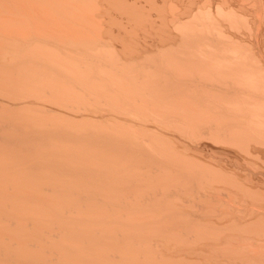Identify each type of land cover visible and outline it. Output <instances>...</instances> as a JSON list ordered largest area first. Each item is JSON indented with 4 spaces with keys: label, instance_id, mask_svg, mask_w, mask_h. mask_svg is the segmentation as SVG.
Here are the masks:
<instances>
[{
    "label": "rangeland",
    "instance_id": "rangeland-1",
    "mask_svg": "<svg viewBox=\"0 0 264 264\" xmlns=\"http://www.w3.org/2000/svg\"><path fill=\"white\" fill-rule=\"evenodd\" d=\"M29 1L33 3V7L43 11L39 15H36L40 22H31L32 20L29 19V16L28 18L23 15H15L16 11H10L11 13L4 11L1 13L3 14V21H11V24L0 27L8 28L7 32L10 34H13V30H17L15 32L16 34L24 33L23 37L26 40L35 37L34 34L36 33L33 30L36 29H73L76 32L80 31L79 35L84 36L94 34L93 31H95V36L97 37L98 35L96 39L100 43L97 46V50H99L98 52L101 55L97 56V58H100L98 59L100 60V65H105L104 57L109 58L110 61H108L110 63L111 61L112 63L116 62L115 64L118 63L121 69L126 65L127 68L132 69H123L126 70V73L127 71L132 72L127 73L132 76L131 81L133 78L134 81L138 80L137 78L145 75L148 69L149 74L151 72L150 77L152 83L150 82V84H152L153 90L149 89L147 91L156 94L160 101V105L157 107L160 109L158 110V112L160 111L159 113L157 112V108L154 110L156 113H146L149 108L147 106L148 101L143 100L145 103L138 102L139 105L137 106L138 103L135 105V100L132 101L131 99L133 98L129 97V94H127L128 98L122 96V99L118 95L119 98L116 97L114 101L111 99L113 103H109L111 100L105 103L102 102L103 99L95 101L89 99L90 101L86 100L82 104H72L67 107L55 105V100L52 98H39V102L45 104L48 108L65 112L66 115L74 116L76 119L77 117L78 119L82 117H93L98 122L104 121L108 125H114L113 123L115 122L120 124V126L130 125V129L139 131L137 133L138 136H133L135 144H138L139 147L140 145H144L143 142H148L147 138L154 133V136L158 133L155 140L157 145L163 144L162 146H156V149L159 150L157 156H146L144 155L146 152L143 153L144 149L136 147L138 150L141 149L140 151L143 150V152L138 151L136 148L133 151L132 149L129 150L134 143L131 144L129 141L126 142L127 140L124 141L126 138L124 140L116 139L114 142L111 141L113 143L110 142V139H107L110 142L108 143L107 141L103 142L104 138L101 140L102 137L92 136V140H98L93 141V143L91 141V146L93 147H98L99 145L101 147L104 144L103 148H106L105 146L107 144V146L109 144L111 145L109 147L114 150L110 156H113L115 162L125 161L127 155H129L128 151H131L132 154H130L135 162L136 172H138L137 177H145L147 179L144 181L147 182L135 188V180L131 179L133 175L128 174L124 178L122 177L125 181L123 182L122 180V184L125 183L127 185L121 186L118 184L116 190L113 191V195L117 199L115 205V202L108 204L109 202L104 201L110 197V194L105 192L102 187L104 184L110 182L109 180H103V182L102 175L93 171L87 174L79 171V175H82L83 178H76L73 176L74 173H71L70 178L79 180V182H74L76 186L84 190L93 185V188L97 187V193L90 199H84V196L81 194L82 200H80L78 207H71L70 210L66 211V219L70 222L75 213L88 216L92 211L94 215H99L104 220L112 219L113 224L107 221L109 227H114L113 229L110 228L109 235L114 234L112 236L115 239V236L117 237L120 234L115 239L118 242H115L116 245L118 244V251L120 243L122 246H125L124 248H127V237L126 239L122 237V231L126 235L129 231L132 235L137 233V237L134 236L135 239L133 238L134 242L131 239L130 241L132 242L128 244H130V248L133 244L132 249L136 251L135 255L132 252L129 255L133 256V260H136L139 264H264V0H84L85 5H87L84 6L81 4V6L86 8V16L89 15V17H87V22H80V24H86L85 27L82 24L81 26L77 24L72 25L71 22L67 21L66 26L61 25L64 17L70 16L73 18L72 15H66V12H70L71 14L74 11L76 14H82L77 9L74 10L73 7L67 9L66 7L68 6L64 3V0ZM68 1L71 2V0ZM77 1L72 0V4H76ZM77 3L80 2L78 1ZM58 4H61L62 7ZM186 19L188 22L185 21ZM14 21L16 22L15 24H13ZM46 21L48 23H45ZM56 32L62 36V31ZM40 33L50 34L48 32ZM191 36H194V38H191ZM47 39L53 40L52 37H48ZM220 39H222V42L217 41ZM23 41H21L20 45L23 44ZM98 42L96 43L97 45ZM200 44H202L201 47H203V50L200 48ZM230 44L232 47L229 46ZM236 47L239 48L237 51ZM106 48L107 50H105ZM103 49L105 50L104 53H102ZM208 51L209 53L207 54ZM5 52L0 54L4 56ZM170 52L175 54H168ZM68 57L76 61L75 56ZM177 57H180V59ZM217 58L222 61H218ZM86 59H88L87 56L80 63L86 64L89 67L91 65L92 68L98 64L97 59L94 60L93 58L92 62ZM130 61L131 63H129ZM250 62L253 70L248 65ZM120 63L123 64L120 65ZM55 64L58 66V63L53 62V65ZM130 64L133 67H128ZM191 66H194V69ZM192 70L196 72H192ZM234 70L238 75L235 74ZM253 71L255 72L253 73ZM241 72L242 74H240ZM227 74L229 76L230 74L232 75L228 77ZM256 74H258L257 77H255ZM253 79L255 80L252 81ZM243 83H251L252 85H250L252 87H249V84H244L245 88H249L247 90L243 88ZM253 86L255 87L253 88ZM241 87L245 91H242L240 89ZM252 88L254 92L251 90ZM239 91L240 93L238 94ZM226 92L227 94H224ZM251 93L253 94L251 95ZM229 94L231 95L229 96ZM261 94L263 96H260ZM257 96H259V99ZM202 99L203 101H201ZM252 100H254L253 103ZM118 101L119 103L123 102L121 104H125L126 107L118 106L121 108L119 110L117 108ZM244 101L249 102L245 103ZM102 104L108 107L106 106L104 108ZM111 104L116 105L114 107L115 109L111 107ZM135 106L138 108H133ZM167 106L169 107L167 108ZM143 107L147 109H143ZM235 107L238 111L241 110L240 112L242 114L236 111ZM133 109L135 115H133ZM204 109H206V113ZM251 109L254 113H252ZM137 110L140 111V115L136 112ZM149 110L151 109L149 108ZM243 111L247 115L243 114ZM255 111H258V114ZM206 117L207 119H205ZM243 117L248 118L244 120ZM256 117L260 119L258 118L259 120L257 121ZM144 118L146 119L144 120ZM227 119L229 120L227 121ZM240 119L241 121H239ZM116 123L115 125H117ZM249 123L252 125H249ZM224 128L225 131L223 130ZM143 129H146L144 132L147 135L148 132H151L149 133L150 136L148 135L147 137L144 133L141 135ZM81 137L80 139L85 138ZM150 138L149 141L151 140ZM88 140L91 139L86 138L84 141L86 142ZM239 142L240 144H238ZM127 143L131 145L128 146ZM100 147L96 152L100 151ZM165 153L169 156H166ZM79 169L84 172L82 168ZM132 169L135 170V168ZM150 178L155 180L154 186L150 185ZM117 194L119 196H116ZM132 197L135 198L133 199ZM110 198L108 201H110ZM49 208L44 207V210ZM48 213H51V211ZM48 216L46 222L48 226H51L55 221L51 215ZM122 216H124V220L121 219ZM46 235V241L48 242H59L58 240L64 239V231L60 226L59 229H54L52 232L46 233ZM95 235L100 237L99 234ZM138 235L143 238L136 239L140 237ZM83 242L81 243L85 244L87 240H83ZM135 247L136 249H134ZM120 249L123 248L120 246ZM114 250H116V247ZM114 250L113 253L107 252L109 256L112 255L107 258L109 260L111 258V260L116 259L117 263L114 261L110 263L108 260L107 263L103 260L104 257L105 260L107 259L104 256L101 261H104L103 264H119L122 261V259L120 261L119 257L122 258L123 256H120ZM161 253L164 257H162ZM91 255V253H87L83 257L80 256L81 258L77 259L78 262H75L76 260H73V262L74 264H94L93 262L95 261L92 260L98 262L101 258V255L100 258H95L94 255ZM48 256L55 255H45L46 258H49ZM165 256H168V258ZM70 257H68L69 260ZM175 257L178 258L176 259ZM132 258L130 260L128 257H125L128 262L129 260L131 262L124 261L126 263H123L122 261L121 264H137L132 261ZM72 259L75 258L71 257L69 262L71 264H73ZM117 259H119V263ZM166 259H169L170 262ZM175 259L176 261H174ZM69 260L67 259L65 264ZM47 261L48 264L54 263L55 259L49 258Z\"/></svg>",
    "mask_w": 264,
    "mask_h": 264
},
{
    "label": "bare ground",
    "instance_id": "bare-ground-1",
    "mask_svg": "<svg viewBox=\"0 0 264 264\" xmlns=\"http://www.w3.org/2000/svg\"><path fill=\"white\" fill-rule=\"evenodd\" d=\"M0 1H1L0 2V14L4 11H6V13H8V12L11 13L10 11H16L15 15H18V16L23 15V16H27V17L29 16L30 18L29 17L28 18L32 20L31 22H40L39 18L36 15H39V13H42L43 11L38 10L37 8L33 7V3H31L29 0H0ZM24 1H29V2H24ZM78 1L80 3H77ZM78 1L76 2V4L74 3V5H73L72 0H71V2L68 0H64V3L68 6V7H66L67 9H69L70 7H73L74 10L77 9L82 14H76V13H74V11L71 14H70V12H66V15H72L73 18H71L70 16L64 17L62 19L61 25L66 26L67 25L66 21H67V22H71L72 25L77 24V25L81 26L82 23L88 21L87 17H89V15L86 16V10H85L86 8H83L87 4L85 5L84 0H78ZM81 4H83L84 6H81ZM58 5L62 7L61 4H58ZM124 7H125V5H124ZM12 14H14V13H12ZM2 15L3 14L0 15V26L10 25L11 21H7V20H6L7 22L5 20L3 21ZM198 19H199V17H198ZM33 20H35V21H33ZM185 21L188 22L187 19ZM80 22H82V23L80 24ZM15 23L16 22L14 21L13 24H15ZM45 23H48V21H46ZM92 23H91V25H93ZM189 25H191V24H189ZM85 26H86V24L83 25V27H85ZM99 26H101V25H99ZM176 26H177V24H176ZM80 28H82V27H80ZM7 29H5L4 27H0V51H1L0 53L3 54V52L6 51L4 56H2L0 54L1 55L0 56V58H1L0 59V264H48L47 259H49V258L55 259L54 263H49V264H65L67 259L69 260V258H68L69 256L75 258V259H72V262H73V260H76L75 262H78L77 259H80L84 255H87V253H91L92 255L95 256V258L96 257L100 258V255H101V258L99 259L100 263H99V261L97 262L96 260H92V261H95V262H93L94 264L95 263L96 264H98V263L103 264L104 261H106L107 263H108V261H110V263H112L111 261H114L115 263H117L116 259L111 260L112 259L111 258L109 260V258H107V257L112 256V255L109 256V254H107V252L113 253V250L115 249V247H116V250H114V252H117L120 256L121 255L123 256L122 258H120L119 256H117L118 254L116 253L117 254L116 256L119 257L120 261L122 259L123 263H126L124 261L128 262V260L125 259V257H128V259H130L133 256H131L129 254H131V252H132L135 255V253H136V251H133V249H132L133 244L130 248L129 247L130 244H128V243L132 242L130 240L131 239L133 240L134 236L137 237L136 236L137 233L132 235L131 232L129 231L130 233L128 232L126 235V234L122 233L123 232L122 230H120V231H122L121 234L123 235V236L122 235L121 236L125 239L127 237L126 240L128 241V243H126L127 248H124L125 246H122L121 243H120L121 245L119 244V251L121 253L120 254L119 251L117 250L118 244L117 245L115 244V242H116L115 239L118 238L120 236V234L117 237L115 236V239L113 238L114 234H112L113 236L109 235L110 231H111L110 228L113 229L114 227L113 226L109 227L107 221L109 223L113 224L112 219H110V220L105 219L104 220L99 215L98 216L94 215L93 211H92V212H90V214L88 216L79 215V214L75 213L74 216L72 217V220L69 222L66 219V217H67L66 211L70 210L71 207H78L80 200H82L81 194L84 196L83 197L84 199H90L97 193V187L93 188L94 187L93 185L89 188L84 189V190L79 188L78 186H76V184L74 182H79V180L76 178H83L82 175H81L82 177L79 175L80 174L79 171H81V173H83V174L90 173L91 171H93L95 173L97 172L100 175H102L101 178L102 177L104 178V179L102 178V181L103 180H109L110 181V182L104 184L102 187L103 190L105 192H107L108 194H110V197H112V198L109 197L110 201H108L109 198L104 200L105 202H109L108 204L115 202V205H116L117 199H115L116 197L113 195V191L116 190V188L118 187V184L121 186L127 185L125 183L122 184V180H123L124 176H126L128 174L133 175L131 179L135 180L134 181V183L136 184L135 188H138L140 186V184L147 182V181H144L147 178L137 177L138 172H136V166H134L135 162L133 161V159L131 157L132 156L131 151H128V154L130 156L127 155V159L125 161H116L115 162L113 156H110L111 152L114 150L113 148H110L111 147L110 144H109L110 147L107 146L108 144L107 145L105 144L106 148H103L104 144H102L101 147L103 149L100 147V145L98 147L91 146L93 141H98V140H92V136L93 137H102L101 140H103V138H104L103 142L107 141L108 143H110L111 141L114 142L116 139L117 140L118 139L124 140L126 138L124 141L127 140L126 142L129 141V143L135 144V140H133L134 139L133 136L135 137V135H137V133L139 131H133L132 129H130L129 124H127L129 126H126V125L120 126V124H117L115 122L117 124V125H115V123H113L115 126L112 124L108 125L102 120H101L102 122H98L97 119H95L93 117H87V118H84V117L80 118L79 117L80 119H78V117H77V119H76V117H74V116L66 115L65 112L48 108L45 104H42L39 102V98H52L55 100V105L67 107V106H70L72 104H82L86 100H89V99H91V101L103 99L102 102L107 103L106 101H109L111 99H113V101H114L116 99V97L119 98V96H121V99H122V96L127 97V94H129V97L133 98L131 100L132 101L135 100V105L138 102L139 103L140 102L145 103V101L143 102V100L148 101V105L147 104L146 105L149 106V108L151 110H149V108L146 106L148 108V111L146 113H148V112L156 113V112H154V110L160 105L159 98H157L156 94H153L150 91H147L149 89L153 90L152 84H150V82L152 83L151 77H150L151 72L149 74L148 69H147L145 72L146 73L145 75L139 76L137 78L138 80H136V81H134V78L131 81L132 76L128 75L127 73H132V72L127 71V73H126V70L131 69V68H127L126 65L123 66L121 69L118 66V63L115 64L116 62L112 63V61L110 63L109 62L110 59L104 57V64L105 65L101 66L99 63L100 60H98L100 58L99 57L97 58V56L100 55V53L98 52L99 50H97L98 49L97 46H99L100 43L96 39V38H98V35H97V37L95 36V31H93L94 34L91 32L92 33L91 35L89 34L88 36H84V35H79L80 31L76 32L73 29H60V30H45V29L38 30V29H36V30H33L36 33V34H34L35 37H33L30 40H26L23 37L24 33L16 34L15 32L17 30H13L14 31L13 34H10L9 32H7ZM82 30H84V29H82ZM56 31H60V32L62 31L61 32L62 36H61V34H59ZM40 32H48L50 34H43ZM186 33H188V32H186ZM196 35H198V34H196ZM222 35H224V34H222ZM100 36H101V34H100ZM194 36L193 37L191 36V38H194ZM48 37H52L53 40H48L47 39ZM222 39L217 40V41L222 42ZM225 40L227 41V39H225ZM21 41H23L22 45H20ZM97 42H98V45L96 44ZM199 42H201V41H199ZM231 44L229 46H231ZM201 45L202 44H200V48H202V50H203V47H201ZM233 46H234V44H233ZM103 47H101V48H103ZM237 47H236V51H237V49H239ZM193 48H195V47H193ZM223 49L225 50L224 47H223ZM105 50H107V48ZM105 50L103 49L102 53H104ZM165 50H167V49H165ZM231 50L233 51V49H231ZM171 53H173V52H170L168 54H171ZM208 53H209V51L207 52V54ZM231 53H233V52H231ZM231 53H229V54H231ZM112 54H114V53H112ZM173 54H175V53H173ZM198 54H200V53H198ZM68 56H75L76 61H73L72 58H70ZM85 56H87L89 61L91 60L92 57L94 58V60L97 59L98 64L96 66H93V68L90 65L91 64L90 62H89L90 67L87 66L86 64H81L80 61L84 60ZM200 56H202V55H200ZM107 57H109V56L107 55ZM181 57H182V55H181ZM93 58H92L91 62L93 61ZM177 58L180 59V57H177ZM88 59H86V60H88ZM120 60H122V59H120ZM219 60L220 59H218V61ZM220 61H222V60H220ZM53 62L58 63V66L56 64L53 65ZM85 62H87V61H85ZM83 63H84V61H83ZM94 63H95V61H94ZM94 63H92V65H94ZM129 63H131V61ZM179 63H180V61H179ZM111 64H113V65H111ZM122 64L120 63V65H122ZM186 64H187V61H186ZM193 65H195V64H193ZM196 65H197V63H196ZM240 65H242V64H240ZM248 65H250V67L252 68L251 70H253L251 62ZM130 66H132V65L130 64L128 67H130ZM191 67L193 68L194 66H191ZM254 67H258V66H254ZM123 69H126V70H123ZM195 70H197V69H195ZM257 70L258 69L256 68V71ZM149 71H150V69H149ZM213 71L214 70H212V72ZM192 72H196V71L192 70ZM209 72L211 73V71H209ZM231 72H233V71H231ZM234 72L236 75H238V73H236L235 70H234ZM254 72L255 71H253V73ZM260 72H261V70H260ZM125 73H126V75H125ZM213 73H215V71ZM240 74H242V72ZM250 74H252V73H250ZM258 74H261V73H258ZM258 74H256L255 77H257ZM231 75L232 74H230V76L228 75V77H231ZM246 76L248 77V75H246ZM259 79H261V78H259ZM238 80H240V79H238ZM254 80L255 79H253L252 81H254ZM232 82H233V80H232ZM224 83H223V85H224ZM244 84L245 83H243V85ZM246 84L250 85L251 83H246ZM245 85H244V87L243 86L242 87L245 88ZM251 85L249 87H252ZM179 86H181V85H179ZM186 87L188 88V86H186ZM242 87L240 88L241 90H242ZM254 87L255 86H253V88ZM227 88H229V87H227ZM237 88H239V87L237 86ZM253 88L251 89L252 91H253ZM191 89H192V86H191ZM245 89H247V88H245ZM261 89H262V87H261ZM247 90H249V88ZM226 91H228V90L226 89ZM242 91H245V90H242ZM262 91H263V89H262ZM234 92H236V91H234ZM239 93H240V91L238 92V94ZM224 94H227V92ZM252 94L253 93H251V95ZM263 94H264V92H263ZM263 94H261L260 96H263ZM230 95L231 94H229V96ZM86 97H89V98L86 99ZM184 97H186V96H184ZM258 97L259 96H257V98ZM235 98H236V96H235ZM245 98H243V99H245ZM203 99H205V98H203ZM203 99L201 101H203ZM252 99H254V98H252ZM215 100H217V99L215 98ZM254 100H252V103L254 102ZM113 101L111 100L109 103H113ZM121 101H123V100H121ZM132 101H131V103H132ZM205 101H207V100L205 99ZM249 101H246V102H249ZM121 103H123V102H121ZM121 103H119V101L117 103L118 104L117 108L119 110L121 109L120 107L125 106V104H121ZM139 103L137 104V106L139 105ZM202 103H204V102H202ZM229 103H231V102H229ZM86 104H88V103H86ZM256 105H258V104H256ZM106 106H104V108ZM115 106H114V104L113 105L111 104V107L114 108ZM118 106H120V107H118ZM143 106H145V105L143 104ZM168 107L169 106H167V108ZM226 107H227V105H226ZM257 107H259V106H257ZM127 108L131 109L130 107H127ZM133 108H136V106ZM147 108L143 107V109H147ZM138 110L136 112H138V115H140L139 114L140 111H138ZM158 110H160V109L157 108V112H158ZM205 110L206 109H204V112H205ZM235 110L238 111L236 109V107H235ZM257 110L259 111V109H257ZM240 111H238V112H240ZM245 111H246V109H245ZM245 111H243V114L247 115L245 113ZM251 111H252V109H251ZM133 112H134V109H133ZM240 113L242 114V112H240ZM249 113H250V111H249ZM252 113H254V112L252 111ZM256 113H255V115H256ZM220 114H221V112H220ZM241 114H240V116H241ZM133 115H135V112ZM143 115H144V113H143ZM261 115H263V114H261ZM168 116L170 117V115H168ZM236 116H237V114H236ZM231 117H232V115H231ZM236 118H238V117H236ZM247 118L248 117H246V118L243 117L244 120L245 119L247 120ZM256 118H257V121L260 119L259 117H256ZM145 119L146 118H144V120ZM205 119H207V117ZM253 119H255V118H253ZM228 120L229 119H227V121ZM249 120L253 121L252 119H249ZM109 121H107V122H109ZM239 121H241V119ZM248 122H250V121H248ZM110 123H112V122H110ZM123 124H125V123H123ZM260 124H258V125H260ZM249 125H252V124L249 123ZM116 126H118V127H116ZM246 126H248V125L246 124ZM256 127L258 130L257 124H256ZM259 127H261V125ZM248 128L250 129V127H248ZM138 129H139V127H138ZM139 130L142 131V129H139ZM145 130L146 129H143L142 134L141 133H139V134L143 135V133H144V135L146 134L147 137H148V135L150 136L149 133H151V132H148V135H147V133L144 132ZM223 130L225 131V128ZM255 131H256V129H255ZM219 133H221V132H219ZM83 134H84V136H82ZM154 134H152V136H150L151 138L148 137L147 138L148 142H143L144 145H140V147L138 146V144H135V146H133L134 144L131 145V144L127 143L128 146H130V145L132 146L131 148L128 147L129 150L132 149V151H133V149L138 147V148L144 149V152H143V150L140 151L141 149L138 150V148H136L140 152H143V153L146 152L144 154L146 156L147 155L157 156L159 153V150L156 149V146H162L163 144L157 145L155 140H156L158 133H156L157 135H155V136H154ZM242 134H245V133H242ZM252 135H250V136H252ZM137 136H136V138H137ZM221 136H222V134H221ZM80 137L81 138L85 137V138L80 139ZM154 137H155V139H154ZM86 138L91 139V140H88L85 142L84 140ZM105 138H106V140H105ZM149 138L151 139L150 141H149ZM239 138H241V137H239ZM107 139L108 140L110 139V142ZM91 141H92V143H91ZM162 141H163V138H162ZM113 142H111V143H113ZM162 143H164V142H162ZM238 144H240V142ZM241 145H242V143H241ZM99 147H100V151L96 152V150ZM107 148H109V149H107ZM164 148H165V146H164ZM165 155L169 156L166 153H165ZM128 156H129V158H128ZM128 160H130L131 163ZM168 165H172V164H168ZM130 166H134V167H130ZM79 168H82L84 170V172H82V170H80ZM132 168H135V170ZM51 169H52V171H51ZM54 170H56V171L54 172ZM51 172H54V173H51ZM71 173H74L73 176L76 178H70ZM123 182H125V181L123 180ZM149 183L151 186H154L155 180L150 178ZM151 189H152V187H151ZM116 196H119V194H117ZM133 201H135V200H133ZM157 205H159V204H157ZM44 207H50V208L44 210ZM50 211H51V213H48ZM48 215H51L55 221L53 223V225H51V226H48V224L46 222L47 218L49 217ZM132 216L134 217L133 214H132ZM121 219L124 220V216H122ZM59 226L64 231V239L58 240L59 242H48V241H46V238H47L46 233H50L54 229H59ZM250 228H252V227H250ZM126 232H127V230H126ZM95 234H99L100 237L99 236L97 237ZM241 234H242V232H241ZM138 236H140V235H138ZM110 237H112L111 240H110ZM141 237L142 236H140L136 239H139ZM119 239H121V238H119ZM83 240H87V243H85L86 245L81 243V242H83ZM113 240H115V241L113 242ZM133 242H134V240H133ZM116 243H118V242H116ZM154 243H156V242H154ZM127 244H128V246H127ZM135 244H137V243H135ZM140 245H143V244H140ZM120 246L123 249H120ZM137 246H138V244H137ZM134 249H136V247ZM165 251L167 252V250H165ZM128 252H130V253H128ZM102 254H104V255H102ZM45 255L46 256L47 255H55V256H48L49 258H46ZM161 255H162V253H161ZM104 256H106V258H107L106 260L104 259L105 258ZM66 257H67V259H66ZM71 257H70V260H71ZM117 257H115V258H117ZM162 257H164V256L162 255ZM165 257L168 258V256H165ZM87 258L89 259V257H87ZM98 258H97V260H98ZM102 258L104 260L103 262H101ZM149 258H150V256H149ZM119 259H117L118 263H119ZM176 259L174 261H176ZM70 260L68 261L67 264H71V263H69ZM130 260H129V262H131ZM122 261L119 264H121ZM132 261L137 263L136 260L135 261L133 260V258H132ZM156 261L158 262L157 259H156ZM167 261L170 262L169 259ZM87 262H88V260H87ZM171 262H172V260H171ZM166 263H168V262H166ZM73 264H74V262H73ZM137 264H139V263H137Z\"/></svg>",
    "mask_w": 264,
    "mask_h": 264
}]
</instances>
